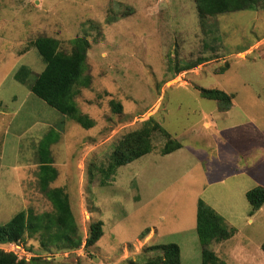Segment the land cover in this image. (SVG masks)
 <instances>
[{
    "label": "rangeland",
    "instance_id": "1",
    "mask_svg": "<svg viewBox=\"0 0 264 264\" xmlns=\"http://www.w3.org/2000/svg\"><path fill=\"white\" fill-rule=\"evenodd\" d=\"M39 36L58 39L65 52L74 38L89 40V85L78 88L75 101L93 127L30 90L45 68L33 47ZM22 65L32 70L27 84L14 77ZM202 87L233 95V106L224 110L204 98ZM150 118L185 148L161 155L169 139L158 129L151 153L101 183L99 169L116 144ZM52 129L59 138L51 145L58 169L51 187L68 193L83 244L43 247L39 235H26L13 249L0 248L51 264H140L175 242L181 264H201L196 217L202 198L239 230L213 243L220 258L264 264V206L250 216L246 198L264 186V0L258 9L205 20L195 0H0V225L23 210L53 212L39 184L38 160L39 143ZM98 221L104 234L87 248L89 228Z\"/></svg>",
    "mask_w": 264,
    "mask_h": 264
},
{
    "label": "trees",
    "instance_id": "2",
    "mask_svg": "<svg viewBox=\"0 0 264 264\" xmlns=\"http://www.w3.org/2000/svg\"><path fill=\"white\" fill-rule=\"evenodd\" d=\"M199 17L205 20L219 14L242 10L258 9L260 0H195ZM73 49L65 52L60 49L58 39L50 36H39L33 41V47L41 55L45 68L29 85L37 97L44 100L61 114L73 119L84 128L94 126V121L78 108L75 96L79 87H88L85 75L86 59L90 42L86 36H78L72 40ZM32 70L22 65L14 74L16 80L27 84ZM204 98L221 103L224 110L232 106L235 97L218 88H200ZM121 104L116 106L121 111ZM160 129L168 141L161 154H170L182 147V143L171 138L170 133L157 124L153 118L147 120L143 127L126 133L116 144L106 167L100 168L102 182L115 176L117 170L153 150L152 134ZM59 136L55 130H50L38 146L39 184L46 197L53 205V212L34 214L32 211H20L8 222L0 225V243L11 244L21 242L26 235H39L43 247L65 245L78 248L83 244V238L78 232V225L71 209L68 193L62 187H51L58 177V169L54 166L51 145L57 142ZM250 204L249 215H256L264 206V186L258 185L246 192ZM196 231L202 251L201 264H227L217 252L212 249L214 242L226 241L236 235L238 229L228 225L225 218L202 198L197 203ZM85 240V247L96 244L103 236V222L91 224ZM149 230V229H148ZM162 254L140 264H181V247L175 243L159 246ZM264 251V243L262 244ZM158 248V247H157ZM0 264H51L50 261L35 256L31 259H20L12 251L0 248Z\"/></svg>",
    "mask_w": 264,
    "mask_h": 264
},
{
    "label": "crops",
    "instance_id": "3",
    "mask_svg": "<svg viewBox=\"0 0 264 264\" xmlns=\"http://www.w3.org/2000/svg\"><path fill=\"white\" fill-rule=\"evenodd\" d=\"M233 102H232V106H233ZM231 106V107H232ZM228 110H230V109H228ZM206 123V127L207 128H211L212 126H214L215 125V123L214 122H205ZM185 147L182 145V147L180 148V149H178V150H176V151H174V152H172V153H170V154H167V155H163V156H168V155H173V154H177L178 152H181L183 149H184ZM188 154L189 155H191V153L190 152H188ZM162 155V154H161ZM195 158H193V160H194ZM196 161H198L197 159H196ZM138 186V185H137ZM198 191V190H197ZM198 200L199 199H197V203H198ZM258 213V212H257ZM239 231V230H238Z\"/></svg>",
    "mask_w": 264,
    "mask_h": 264
},
{
    "label": "built area",
    "instance_id": "4",
    "mask_svg": "<svg viewBox=\"0 0 264 264\" xmlns=\"http://www.w3.org/2000/svg\"><path fill=\"white\" fill-rule=\"evenodd\" d=\"M15 245H17V244H16V243H11V244H9L10 248H12V249L14 248ZM12 249H11V250H12ZM13 251H14V250H13Z\"/></svg>",
    "mask_w": 264,
    "mask_h": 264
}]
</instances>
